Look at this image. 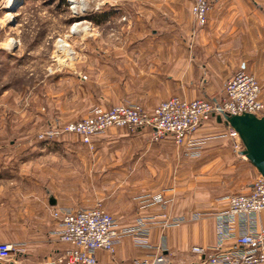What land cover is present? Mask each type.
<instances>
[{
  "label": "crops",
  "instance_id": "obj_1",
  "mask_svg": "<svg viewBox=\"0 0 264 264\" xmlns=\"http://www.w3.org/2000/svg\"><path fill=\"white\" fill-rule=\"evenodd\" d=\"M192 1L162 0L164 38L136 39L96 49L99 53L90 56L97 58L95 63L105 71L100 80L102 91L94 96L91 86L86 90L85 102L90 98L101 108L131 102L146 112L169 97L219 102L226 81L239 71H245L261 85L260 96L264 103V0H215L204 27H198L192 19ZM86 112L48 113L45 124L53 125L54 120H66ZM227 130L215 118L202 123L193 135V139L205 142L194 158L203 161L197 170L203 182L210 184L212 179L220 178L223 186V193L199 204L175 198L173 165L178 157L188 154L184 147L178 149L170 137L151 142L148 129L126 130L120 135L110 128L103 136L92 139L91 150L81 144L78 137L74 138L91 161L96 162L99 150L123 143L138 150L128 156L130 163L122 169L123 173L136 175V168L141 166L144 175H166L165 181L161 180L163 177L159 179L160 185L155 182L146 187L140 197L146 201L144 208L139 209V206L130 212L112 209L110 213L121 227L135 224L134 220L139 217L155 218L156 222L149 229L150 247L137 248L131 237H125L115 246L113 255L98 251V264H141V261H151L160 246L165 249L166 264H201V261L179 260V255L183 256L192 247L212 249L215 243L213 213L226 210L225 199L229 195L248 193L260 178L246 158L231 147ZM63 145L57 137H51L33 144L10 142L0 147L3 157L0 161V243L18 246L19 255L23 256L14 260L13 253L10 260L0 264H52L66 249L67 245L52 236L59 223L52 214L58 209L77 206L62 205L51 192L50 184L44 183V177L23 173V169L34 166L27 160V154L58 151ZM72 145L69 146L75 148ZM21 152L26 159L17 161L15 158ZM233 154L237 156L235 165L227 163L234 159ZM229 183L233 185L230 190ZM157 194L166 203L164 208L160 204L150 206L147 201ZM198 213L203 214L202 218L192 220ZM162 215L170 219L183 218L185 222L162 229L159 224L163 221ZM232 243V240L226 242L225 249L231 248Z\"/></svg>",
  "mask_w": 264,
  "mask_h": 264
},
{
  "label": "rangeland",
  "instance_id": "obj_2",
  "mask_svg": "<svg viewBox=\"0 0 264 264\" xmlns=\"http://www.w3.org/2000/svg\"><path fill=\"white\" fill-rule=\"evenodd\" d=\"M6 1L0 0V147L10 142L33 144L57 137L64 142L58 151L27 154L34 166L23 169L24 175L44 177V183L50 184L51 192L64 206L89 209L97 204L107 214L112 209H141L146 205L140 198L146 187L155 182L160 185L166 175H144L141 166L136 168V175L123 173L122 169L130 163L128 156L138 151L134 146L118 143L104 148L97 152L94 162L76 145L75 136L56 135L65 124L88 117L95 110L110 108L96 106L90 98L84 100L91 86L94 96L101 93L100 80L105 76L95 63L97 58L90 55L98 54V48L121 42L164 38L162 0H83L73 4L68 0H17L11 10L5 9ZM97 16L103 19L94 24L90 18ZM77 111L88 112L66 118L67 121L54 120L53 125L45 124L48 113ZM117 131L120 135L126 133ZM233 156L228 164L235 165L237 156ZM22 158L21 152L15 159ZM202 162L189 156L178 157L173 165L176 199L199 204L223 193L220 178L212 179L210 184L203 182L197 171ZM228 185L230 190L233 185ZM152 198L147 201L151 203ZM192 248L179 255V260L200 261L191 253ZM19 254H13L14 260L23 257Z\"/></svg>",
  "mask_w": 264,
  "mask_h": 264
},
{
  "label": "built area",
  "instance_id": "obj_3",
  "mask_svg": "<svg viewBox=\"0 0 264 264\" xmlns=\"http://www.w3.org/2000/svg\"><path fill=\"white\" fill-rule=\"evenodd\" d=\"M214 1H192L190 13L198 27L206 25L210 5ZM260 94L261 85L256 78L239 71L226 81L223 98L219 102L169 97L151 112L144 111L137 104H121L106 110H95L88 117L67 123L56 136L65 134L78 137L84 146L92 149V139L103 135L109 128L132 132L148 129L151 141L158 142L170 137L177 148L184 147L189 157L196 158L205 143L193 139L198 127L225 114L262 116L264 103ZM227 135L234 142V150L241 152L243 146L235 131L228 128ZM225 200L228 203L226 210L212 215L215 221L214 247L208 250L193 247L191 253L198 256L201 264H264V179L258 178L248 193L229 195ZM154 204L164 208L166 203L157 195L151 200V205ZM52 215L59 221L52 236L67 245L52 264H98L96 253L103 251L113 255L115 246L125 237H131L135 247L148 249L149 229L156 222L153 217H139L134 226L119 228L116 219L97 204L89 209H58ZM202 216V213L195 214L192 220L197 221ZM161 218L163 221L159 224L162 229L185 222L183 218L170 219L165 215ZM229 240L233 241V246L225 249ZM164 251L160 246L151 261H141V264H166ZM15 252H20L18 246L0 243V263L7 262Z\"/></svg>",
  "mask_w": 264,
  "mask_h": 264
},
{
  "label": "water",
  "instance_id": "obj_4",
  "mask_svg": "<svg viewBox=\"0 0 264 264\" xmlns=\"http://www.w3.org/2000/svg\"><path fill=\"white\" fill-rule=\"evenodd\" d=\"M216 122L231 128L242 143L240 156H244L251 166L264 179V115L251 114L217 116Z\"/></svg>",
  "mask_w": 264,
  "mask_h": 264
},
{
  "label": "bare ground",
  "instance_id": "obj_5",
  "mask_svg": "<svg viewBox=\"0 0 264 264\" xmlns=\"http://www.w3.org/2000/svg\"><path fill=\"white\" fill-rule=\"evenodd\" d=\"M83 0H68V2L69 3H72L73 4V2H76V3H79V2H82ZM17 3V0H7L6 1V4H5V9L6 10H11L13 7H14V5ZM9 15V14H8ZM11 15H9V17H10ZM11 18V17H10ZM66 46V45H65ZM63 49H65L66 51H67V53L69 54V51H68V49L66 48V47H63Z\"/></svg>",
  "mask_w": 264,
  "mask_h": 264
},
{
  "label": "trees",
  "instance_id": "obj_6",
  "mask_svg": "<svg viewBox=\"0 0 264 264\" xmlns=\"http://www.w3.org/2000/svg\"><path fill=\"white\" fill-rule=\"evenodd\" d=\"M102 17H95V18H90V20L94 23V24H97V23H99V22H101L102 21Z\"/></svg>",
  "mask_w": 264,
  "mask_h": 264
}]
</instances>
